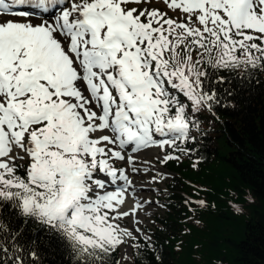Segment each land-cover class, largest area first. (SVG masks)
Masks as SVG:
<instances>
[{"label": "snow or ice", "instance_id": "obj_1", "mask_svg": "<svg viewBox=\"0 0 264 264\" xmlns=\"http://www.w3.org/2000/svg\"><path fill=\"white\" fill-rule=\"evenodd\" d=\"M150 2L0 0V264H43L16 217L58 234L65 264L156 252L141 213L166 205L143 190L198 151L202 119L234 107L225 83L264 71V0Z\"/></svg>", "mask_w": 264, "mask_h": 264}, {"label": "trees", "instance_id": "obj_2", "mask_svg": "<svg viewBox=\"0 0 264 264\" xmlns=\"http://www.w3.org/2000/svg\"><path fill=\"white\" fill-rule=\"evenodd\" d=\"M223 89L233 94L222 103L234 107L217 106L218 119H202L203 135L188 145L198 151L165 165L172 173L166 184L169 203L159 228L150 233L157 251L145 252L142 264H264V71H253L251 79L236 75ZM198 156L205 159L193 168ZM187 198L203 199L207 207L193 204L195 212L190 211ZM0 213L7 224L9 206ZM21 225L25 238L35 239L45 254L43 264H65L68 253L58 234L16 217L12 227ZM115 255L119 259V252ZM156 255L162 259L156 261Z\"/></svg>", "mask_w": 264, "mask_h": 264}, {"label": "rangeland", "instance_id": "obj_3", "mask_svg": "<svg viewBox=\"0 0 264 264\" xmlns=\"http://www.w3.org/2000/svg\"><path fill=\"white\" fill-rule=\"evenodd\" d=\"M135 6V5H133ZM149 9L152 7L159 8L160 11H168L166 9V5L162 2V0H151V2L148 4ZM169 15H172L171 12H169ZM153 159L151 155L148 157H145V159ZM161 167L163 171L169 173L170 175L167 177L166 180L160 182V183H153L150 187H146L144 191L142 192V195L144 198H151L153 201H159L160 204H164L167 206L168 199L165 198V192L164 189H166V184L171 176V173L164 167V166H158ZM139 179V178H138ZM152 189H159L160 191H153ZM166 208L159 207L157 204L153 203L151 207L147 208V211L141 213V217L144 221L143 227L150 235L151 232L156 231L157 228H159L158 225V218L163 216ZM120 255V254H119Z\"/></svg>", "mask_w": 264, "mask_h": 264}, {"label": "bare ground", "instance_id": "obj_4", "mask_svg": "<svg viewBox=\"0 0 264 264\" xmlns=\"http://www.w3.org/2000/svg\"><path fill=\"white\" fill-rule=\"evenodd\" d=\"M149 155H147L146 157H148ZM148 159V158H147ZM144 191V190H143Z\"/></svg>", "mask_w": 264, "mask_h": 264}]
</instances>
